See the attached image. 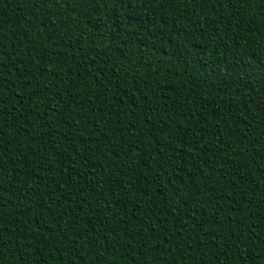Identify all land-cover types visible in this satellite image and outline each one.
<instances>
[{"label": "trees", "instance_id": "16d2710c", "mask_svg": "<svg viewBox=\"0 0 264 264\" xmlns=\"http://www.w3.org/2000/svg\"><path fill=\"white\" fill-rule=\"evenodd\" d=\"M0 264H264V0H0Z\"/></svg>", "mask_w": 264, "mask_h": 264}]
</instances>
